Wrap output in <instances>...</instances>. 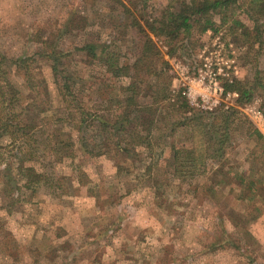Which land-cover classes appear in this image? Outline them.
<instances>
[{
	"label": "rangeland",
	"instance_id": "rangeland-1",
	"mask_svg": "<svg viewBox=\"0 0 264 264\" xmlns=\"http://www.w3.org/2000/svg\"><path fill=\"white\" fill-rule=\"evenodd\" d=\"M184 3L191 0H0V55H34L46 40L56 48L74 50L83 40L95 39L121 51L123 60H132L139 40L132 22L137 20L148 30V24ZM237 13L249 23L242 10ZM214 19L220 24L219 15ZM152 38L169 64L176 95L185 97L183 91L192 87L213 96L199 84L200 74L216 75L224 85L253 80L257 70L264 71V49L248 48L230 23L206 33L195 26L191 34L182 33L169 42L161 35ZM71 56V71L81 76L77 102L89 113L111 119L112 88L129 80L113 78L98 66H80L78 56ZM50 64L40 58L33 64L35 73L46 80L48 95L41 91L35 96L20 72L12 70L10 78L22 91L18 120L43 130L29 140L36 159L27 164L66 180L56 191L37 187L5 195L4 170L16 162L18 144L11 143V136L13 140L9 136L0 140V264H264V138L253 128L264 133L248 111L256 104L264 112V92L242 106L238 97L220 98L219 107L241 112L227 143L231 145L225 152L218 146L220 151H214L204 174L180 180L169 158L171 145L189 140L186 128L171 132L172 123L183 114L164 118L151 148L131 147L129 159L143 157L135 165L117 163L122 161L112 153L92 156L80 148L81 140L93 146L107 135L99 124L88 125L92 119L81 130L71 120L55 123L65 115V107ZM2 68L12 66L7 61ZM33 96L36 100L29 107ZM190 100L196 112L209 110ZM138 101L147 106L154 99L141 94ZM169 104L158 113L167 111ZM43 108L48 110L40 114ZM54 130L73 137L76 158L57 162L42 152ZM77 167L86 173L83 183Z\"/></svg>",
	"mask_w": 264,
	"mask_h": 264
},
{
	"label": "trees",
	"instance_id": "trees-1",
	"mask_svg": "<svg viewBox=\"0 0 264 264\" xmlns=\"http://www.w3.org/2000/svg\"><path fill=\"white\" fill-rule=\"evenodd\" d=\"M238 9L243 11L249 23L243 21L240 14L237 15ZM216 15L220 16V24L214 19ZM158 22L159 26H156ZM156 23L148 24L146 30L139 21L132 22L139 37L132 60H123L121 51L112 49L110 45L99 43L95 39L83 40L74 50L56 48L46 40L34 55L13 58L6 57L5 54L0 55V140L5 136H11L14 139L10 137L13 140L11 143L18 144L16 162L5 167L4 170L5 195L23 189L34 191L37 187H48L56 191L63 186V180H66L39 171L34 164H27L36 159L35 150L30 148L29 140L32 137L37 138L43 130L18 120L21 114L16 112V109L23 105L22 91L10 78V72L13 70L22 73L26 88L34 92L35 96L42 95L41 91L48 95L45 78L35 73L33 64L38 58L51 62L54 82L65 107V115L58 116L55 123L71 120L73 123L77 122L75 125H79L81 130V126L92 119L88 125L99 124L107 135L99 144L93 146H88L81 140L80 148L84 152L92 156L112 153L122 161L117 160V163L129 165L131 161L135 165L143 157L140 155L129 159L131 147L151 148L156 141L155 131H158L159 124L168 116L175 119V113L183 114L184 117L172 123L171 132L186 128L190 133L189 140L171 145L169 160L176 178L191 180L200 172L204 174L208 161L215 158L214 151L216 153L220 151L218 146L225 152V149L231 145L227 143L231 141L230 134L233 127L236 129V124L241 121L239 117L241 112L233 107L226 109L220 107L212 112H196L184 96L173 94L171 90L173 77L171 79L169 69L166 67V64L168 66L169 64L162 57L152 35L164 36L169 42L171 39H177L182 33L191 34L195 26L200 28L201 33H206L217 31L220 26L230 23L240 31L248 48L253 49L257 46L262 50L264 49V0H191L190 4L184 3L178 11L163 15ZM71 54L78 56L80 66H98L113 78L129 80L127 84L114 85L112 88L110 99L115 112L111 114V119L89 113L85 105L77 102L76 91L80 88L81 76L71 71L69 65ZM7 61L12 66L11 70L2 68L3 63ZM263 74L264 71L257 70L253 80L227 81L224 84L225 90L237 92L236 101L242 106L250 102L259 91L264 92ZM141 94L150 95L154 99L152 104L156 107L152 104L142 106L138 101V96ZM35 100L33 96L28 106L33 107ZM166 102H170L167 106L169 109L159 114L160 107ZM47 110L41 109L40 114ZM116 129L120 131L117 132ZM253 133L259 138H264L258 128H253ZM64 135L61 136V132L57 134L54 130L49 133L46 144L41 148L42 152L52 155L57 162L64 160V157L74 159L77 155L73 137H70V134ZM77 168L78 179L83 183L86 173L80 167ZM14 175L17 176L18 182H15ZM240 181L246 182V179L241 178Z\"/></svg>",
	"mask_w": 264,
	"mask_h": 264
},
{
	"label": "built area",
	"instance_id": "built-area-1",
	"mask_svg": "<svg viewBox=\"0 0 264 264\" xmlns=\"http://www.w3.org/2000/svg\"><path fill=\"white\" fill-rule=\"evenodd\" d=\"M198 82H199V84H202L207 91L212 90L214 95L209 96L208 93L198 92L197 90H194L192 87L188 88L187 91H183V92H184V95H186L185 97L191 98L190 101L193 105H195L199 108L209 109L206 111L212 112V111L220 108L219 107L221 105V104L219 105L220 98H223L224 96L226 98L231 97V96L238 97L237 92H230V91L227 92L225 90L224 85L219 82L218 77L216 75L215 76H209V78H207L206 76L200 74ZM196 93H200L199 94L200 96L199 97L196 96ZM201 102H203L204 104H202ZM209 103H211V104H209ZM189 104H190V102H189ZM206 104H209V105H206ZM190 106H191V104H190ZM191 107H193V106H191ZM223 107L228 108V106H223ZM248 111H249L251 117L256 121V123L258 124V126L260 127V129L264 133V112L256 104H252L250 106V108L248 109Z\"/></svg>",
	"mask_w": 264,
	"mask_h": 264
}]
</instances>
